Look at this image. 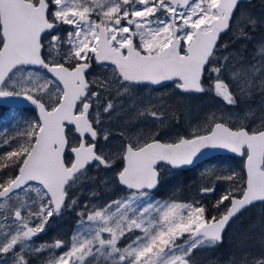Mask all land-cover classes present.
<instances>
[{
    "label": "snow or ice",
    "instance_id": "snow-or-ice-1",
    "mask_svg": "<svg viewBox=\"0 0 264 264\" xmlns=\"http://www.w3.org/2000/svg\"><path fill=\"white\" fill-rule=\"evenodd\" d=\"M257 30L264 14L243 0H0V98L22 97L37 110L0 137V264H195L196 251L222 245L230 221L264 205ZM229 32L256 45L251 57L223 43ZM169 84L179 94H211L223 110L190 133L162 132L165 106L137 89ZM111 121L123 122L118 133ZM206 148L239 156L242 171L204 185L200 199L155 201L161 166L190 165ZM116 161L110 180L91 174ZM98 183L126 194L103 203H91L100 198L94 190L82 204L73 198L77 186ZM77 207L89 229L34 243L51 218ZM225 259L264 264V233Z\"/></svg>",
    "mask_w": 264,
    "mask_h": 264
},
{
    "label": "rangeland",
    "instance_id": "rangeland-1",
    "mask_svg": "<svg viewBox=\"0 0 264 264\" xmlns=\"http://www.w3.org/2000/svg\"><path fill=\"white\" fill-rule=\"evenodd\" d=\"M247 6L251 9L250 5ZM253 10L257 15L264 14V0H260L259 4L254 5ZM262 38H264V36L255 40L258 42ZM95 74L97 76H102L105 75V72L103 69L99 68L96 69ZM138 94L142 98L151 97V102L153 104H163L165 106L168 120L166 126L161 131L169 132L172 136H175L177 133L181 135L190 133L195 125L203 123L206 115H210L213 112L220 115V111L223 110L222 102L217 98H214L211 94L208 96L179 94L178 90L173 86L165 88L161 93H157V96H151L139 92ZM259 101L260 98L257 95L253 107H256L259 104ZM241 107H244V105ZM10 112L14 113L13 109ZM170 117H172V120L174 119V124L170 122ZM20 118V114L11 116L9 121L7 120L8 118H0V137L14 135L17 131L14 130V128H18L23 123L19 121ZM122 123V121H111L109 122V125L113 126L114 132L118 133ZM149 123L152 122L149 121ZM113 150H115V148ZM242 169V159H230V161H225L222 157L202 164L191 172L188 171V173L174 170L172 168H163L161 187L159 188L160 191L157 194L153 193L152 197H154L155 201L191 202L200 199L199 190L204 185H216V178L218 176L227 175L231 172H241ZM114 171L102 170L100 175L96 174L97 172L93 169V171L91 170V174L99 176L105 180H110L114 176ZM222 186L223 189L227 188V182H219V191H222ZM93 190L98 192L100 198L98 200H92L91 203H103L108 199L117 198L126 194L121 192L120 187L115 183H111L107 187H105L103 183H98L94 187L88 184H83L82 186H77L73 189V198L78 199L82 204L84 201L89 200ZM204 202L206 203V201ZM78 211L79 207L75 210L65 209L62 214L57 215V217H59L58 219L63 218L64 220L69 221V223L66 222L64 224L65 229L62 232V239L68 240L74 232L82 233L91 227L86 219L82 220L81 218H78ZM257 228L256 223H245V226L243 225V227L238 228L235 235L240 236V242L243 244L246 241L248 242L250 238L255 237V235H259V230H257ZM34 243L37 246H41L51 242L45 240L40 242L34 241ZM239 247L240 246H238V248ZM220 262L227 264L225 258H219L216 262L209 261L208 264H220Z\"/></svg>",
    "mask_w": 264,
    "mask_h": 264
},
{
    "label": "flooded vegetation",
    "instance_id": "flooded-vegetation-1",
    "mask_svg": "<svg viewBox=\"0 0 264 264\" xmlns=\"http://www.w3.org/2000/svg\"><path fill=\"white\" fill-rule=\"evenodd\" d=\"M260 3V0H243V5L246 9H249L247 5L251 6V10H253V6ZM261 36H264V31L257 30L256 35L252 37V40L256 41ZM256 39V40H255ZM223 43H228L233 45V47L230 49L231 51L235 52L237 49H240L242 51L246 50V54L251 57V54L253 53L256 45L250 44L248 42H236V37L234 35V32H229L227 35L223 36ZM99 69V68H96ZM171 85L167 87H160V86H148L146 88L137 89L139 93H146L147 95L151 96H157V93H161L165 88H169ZM186 95H195V96H208L209 94H186ZM14 109V108H12ZM34 109L37 116V110ZM170 122L174 124V119L172 120V117H170ZM115 148V143L113 145V149ZM222 157L225 161H230V159H241L240 157L234 156L232 154H216L214 156H211L209 158L203 159L200 162H198L196 165L188 168H172L174 170L183 171L184 173L191 172L193 169L201 166L202 164L208 163L211 160H214L216 158ZM120 165V161H116L114 169L118 168ZM163 168H171L167 165L161 166V178L163 175ZM95 170V169H94ZM93 171V169H92ZM97 172V170H95ZM96 174L101 175V171L97 172ZM226 184V183H225ZM161 185V182H160ZM158 186L155 190L152 191L153 193H158L160 190L159 188L161 186ZM228 187V183H227ZM222 191L223 186L221 187ZM219 191V188H218ZM204 201H206V204L211 205L215 202L213 197H205L203 198ZM262 208V209H260ZM65 211V210H64ZM213 214H215V211L213 210ZM59 217L54 216L50 219L49 223L46 225L45 231L39 235V238H34V241H49L54 242L56 239H62V232L65 229L64 224L66 222L69 223V221L64 220L63 218L58 219ZM245 223L255 224L257 225V230H259V235H255V237L250 238L248 242H250V246L255 247L260 244L261 242V233H264V205L257 203L254 207H249L246 211H243V214L238 215V217L234 218L232 221H230L229 226L226 228L224 233V239L222 245H218L216 248H201L200 250L195 252L194 259L195 264H208L209 261L216 262L219 260V258H226L230 257L233 253H236L238 251V246H241L240 242V236L235 235V233L238 231L239 227L245 226ZM50 228V229H49ZM262 231V232H261ZM249 239V238H247ZM220 264H224V262H220Z\"/></svg>",
    "mask_w": 264,
    "mask_h": 264
},
{
    "label": "water",
    "instance_id": "water-1",
    "mask_svg": "<svg viewBox=\"0 0 264 264\" xmlns=\"http://www.w3.org/2000/svg\"><path fill=\"white\" fill-rule=\"evenodd\" d=\"M0 106L11 107V108H14V107H31V108H35V106H33L29 101H27L26 99H24L22 97L0 98ZM223 153L232 154L234 156H237V155H235V154H233V153H231V152H229L228 150H225V149H221V148H206V149L202 150V152L200 154H198L197 157L194 158L192 164L184 166L182 168L184 169V168L192 167V166L196 165L198 162H200L203 159L209 158V157L214 156L216 154H223ZM237 157H239V156H237Z\"/></svg>",
    "mask_w": 264,
    "mask_h": 264
},
{
    "label": "trees",
    "instance_id": "trees-1",
    "mask_svg": "<svg viewBox=\"0 0 264 264\" xmlns=\"http://www.w3.org/2000/svg\"><path fill=\"white\" fill-rule=\"evenodd\" d=\"M12 108L10 107H2L0 106V118L5 119L8 118L7 120L9 121L11 116L20 114L21 118L19 121L24 122L26 120H31L36 118V112L34 109L31 108H14L13 111L14 113L10 112ZM18 128H14V130H17Z\"/></svg>",
    "mask_w": 264,
    "mask_h": 264
},
{
    "label": "bare ground",
    "instance_id": "bare-ground-1",
    "mask_svg": "<svg viewBox=\"0 0 264 264\" xmlns=\"http://www.w3.org/2000/svg\"><path fill=\"white\" fill-rule=\"evenodd\" d=\"M2 107H5V106H2ZM14 108H31V107H14Z\"/></svg>",
    "mask_w": 264,
    "mask_h": 264
}]
</instances>
